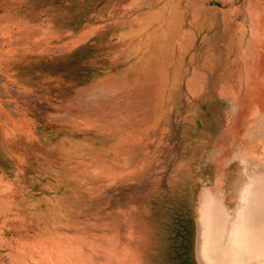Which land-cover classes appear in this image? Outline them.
<instances>
[{"label":"rangeland","instance_id":"rangeland-1","mask_svg":"<svg viewBox=\"0 0 264 264\" xmlns=\"http://www.w3.org/2000/svg\"><path fill=\"white\" fill-rule=\"evenodd\" d=\"M260 7L0 0V264H201L203 192L264 163Z\"/></svg>","mask_w":264,"mask_h":264},{"label":"bare ground","instance_id":"bare-ground-1","mask_svg":"<svg viewBox=\"0 0 264 264\" xmlns=\"http://www.w3.org/2000/svg\"><path fill=\"white\" fill-rule=\"evenodd\" d=\"M258 132L264 139L263 129L243 125V134L253 140ZM239 155L243 169L250 165L252 170L237 183L235 210H228L223 192L206 190L202 194L198 224L201 264H264V163Z\"/></svg>","mask_w":264,"mask_h":264}]
</instances>
